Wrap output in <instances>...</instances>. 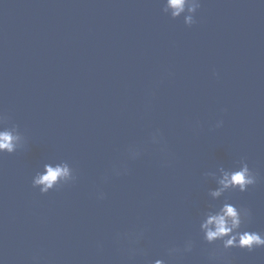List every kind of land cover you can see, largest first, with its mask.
<instances>
[{
	"label": "water",
	"instance_id": "95a60500",
	"mask_svg": "<svg viewBox=\"0 0 264 264\" xmlns=\"http://www.w3.org/2000/svg\"><path fill=\"white\" fill-rule=\"evenodd\" d=\"M161 7L0 0V112L25 137L0 154V264H264V247L224 250L198 229L227 199L264 233V0H201L191 27ZM241 157L257 182L213 201L203 173ZM59 160L77 180L41 194L32 176ZM138 229L144 254L130 256L123 234Z\"/></svg>",
	"mask_w": 264,
	"mask_h": 264
},
{
	"label": "clouds",
	"instance_id": "9594fccd",
	"mask_svg": "<svg viewBox=\"0 0 264 264\" xmlns=\"http://www.w3.org/2000/svg\"><path fill=\"white\" fill-rule=\"evenodd\" d=\"M201 7V0H162L161 11L173 19L182 17L185 26L191 27L196 23L195 14ZM215 75V73H213ZM8 117L0 112V154L13 153L23 146L25 137L18 126L14 123L8 124ZM222 121L216 122V127H220ZM162 134L159 129L150 134V142L161 146V151H165L162 143ZM142 149L139 146H129L127 156L135 159L141 154ZM238 167L227 169L218 168L217 171L205 172V178L211 177L215 182V187L208 190V196L217 200L226 191L237 190L245 192L250 186L257 182L256 173L249 167L244 157L237 162ZM127 169L121 166H113L112 172L120 175ZM106 179V177H105ZM77 180L75 168L67 161L59 160L55 164L45 162L31 178L33 188H38L41 194L48 193L49 190L59 189ZM98 199L104 198L102 191L97 193ZM250 210L244 206H237L224 200L218 206L209 204L201 213L198 229L202 239L208 244L216 241L220 242L222 249L229 248L246 249L251 252L256 248L264 247V233L248 230L246 223L250 217ZM144 229L127 232L123 237L128 240L130 247L127 249L130 256L143 255L144 249L135 247L143 237ZM121 234L117 233L116 239L119 240ZM195 242L188 238L184 241L182 247L172 246L167 249L169 257L177 256L183 253L191 252ZM216 250L213 249L210 255L214 256ZM151 264H166L164 259H154Z\"/></svg>",
	"mask_w": 264,
	"mask_h": 264
}]
</instances>
